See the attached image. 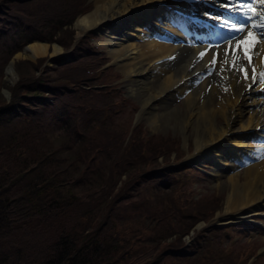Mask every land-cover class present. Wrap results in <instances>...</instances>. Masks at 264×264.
Returning a JSON list of instances; mask_svg holds the SVG:
<instances>
[{
  "label": "trees",
  "instance_id": "16d2710c",
  "mask_svg": "<svg viewBox=\"0 0 264 264\" xmlns=\"http://www.w3.org/2000/svg\"><path fill=\"white\" fill-rule=\"evenodd\" d=\"M59 10L71 20L53 17L45 1L0 0V264H249L257 252L224 244L216 227L195 230L193 255H165L182 249L218 202L190 201L188 186L180 190L187 172L181 149L169 162L168 138L156 143L160 136L132 125L115 141L113 124L129 101L104 88L113 73L101 72L105 62L90 40L59 68L40 72L43 60L18 61V83L3 82L29 44L60 42L75 16Z\"/></svg>",
  "mask_w": 264,
  "mask_h": 264
},
{
  "label": "bare ground",
  "instance_id": "6f19581e",
  "mask_svg": "<svg viewBox=\"0 0 264 264\" xmlns=\"http://www.w3.org/2000/svg\"><path fill=\"white\" fill-rule=\"evenodd\" d=\"M228 3L95 0V10L79 18L76 28L79 33L97 29L105 34L112 58L129 79L130 92L142 104L138 119L146 118L155 129L174 123L182 134L192 130L197 153L191 157L210 159L217 174L227 175L225 212L237 224L250 226L264 208V99L260 98L264 85L246 83L231 70L208 73L212 56L217 54L222 60L227 40L235 35L219 27L223 19L234 21L221 6ZM215 30L221 32L220 39L203 36L209 32L213 36ZM49 49L47 44L34 43L26 50L25 59L47 55ZM206 49L210 50L205 57L198 59ZM61 52L62 48L54 45V55ZM261 57L264 45L259 46L254 59L258 72L264 70ZM14 64L7 69L9 83L17 78ZM179 96L185 100L184 112L173 106ZM156 103L163 104L161 113L156 112ZM248 140L258 141L260 146H250ZM231 158L245 167L243 174L229 163Z\"/></svg>",
  "mask_w": 264,
  "mask_h": 264
},
{
  "label": "rangeland",
  "instance_id": "374dc122",
  "mask_svg": "<svg viewBox=\"0 0 264 264\" xmlns=\"http://www.w3.org/2000/svg\"><path fill=\"white\" fill-rule=\"evenodd\" d=\"M46 2L47 5H49L53 10L54 13H52L53 17H62L63 14L59 12L60 8H69L71 11L70 13L75 16L72 19V25L70 28H65L64 30L65 35L59 34L58 38L59 41H56L54 43H48L45 41H35L31 44H29L27 47L24 48V50L20 53L22 56L16 58L15 65L18 61H31L34 63H37L38 60H43L40 63V72L45 68V67H55V64L57 61L59 62V65H64L67 62H72L73 61V55L75 54L74 49L81 44H83V41L85 40H90L91 43L94 45V49L97 51L96 55L102 59L103 62H105V66L102 67L101 72L104 73L107 70L112 71L113 75L110 80H104L103 83L105 84L104 88L109 89L113 91H118L121 95V98L123 99H128L129 104L126 109H124L121 113H119L118 118L116 119L115 123V129L117 132H114L116 137H114L115 141H117L118 138H123V136L126 134L125 131L129 130V127L133 125V129L135 124L137 123V119L139 114L142 111V104L140 102V99L136 97V95H133L130 92V81L127 78L126 74L119 69L118 63L115 62V60L112 58L110 54V48L106 45L107 38L105 34L97 29L93 30H88L87 32H82L79 33L78 29L76 28V22L79 18L88 15L92 11L95 10V0H87V2L83 5V9L78 8H72V0H60L59 5H54L55 8L52 7L51 5V0H37L38 3H43ZM57 1V0H54ZM55 9H57L55 11ZM80 10V11H79ZM64 21L71 20L69 19L68 14H64L63 16ZM67 29V30H66ZM57 31V30H56ZM148 30L145 29V33H147ZM83 40V41H82ZM34 43H44L49 45V52L47 55H43L40 57L35 58L34 60L31 59H25L27 56L26 50L28 47ZM139 43V42H138ZM54 45H58L62 48V52L60 54L54 55ZM83 46V45H82ZM67 47V48H66ZM16 54V55H18ZM15 55V56H16ZM14 56V57H15ZM13 58L8 65L5 67L4 70V79L3 82H5L6 85L8 86H15L18 81H19V76L16 71L17 79L12 85L6 80V74H7V69L9 68L10 63L14 60ZM20 59V60H19ZM40 62V61H39ZM78 66H82V62H74ZM113 66V69H111L110 66ZM58 67V65L56 66ZM55 67V68H56ZM60 67V66H59ZM58 67V68H59ZM107 74V73H106ZM105 78V77H104ZM103 80V78H102ZM108 83H111L109 85ZM115 88V89H114ZM8 91L6 88L2 89V94L7 100L8 99L4 92ZM10 92V91H9ZM11 93V92H10ZM115 101V100H114ZM184 98L182 96H179L175 98V101L173 103L174 108L179 107L182 112H184L185 106H184ZM156 112L161 113L162 112V103H156L154 104ZM119 108H116L113 112L116 113V110ZM117 114V113H116ZM139 125H143L146 128L145 132V137L149 136H160L156 140V143L161 142L160 139L168 138L169 145L167 146L166 149L170 150L171 156L170 160L175 161L178 158L179 150L181 149L182 153L180 154L181 160V165L184 167V171L187 172L186 178L180 179L177 181L179 184V181H182L180 185V190L184 189L186 186L190 189L188 192V196L190 198V201L194 199H200L203 201V203L211 202L212 206L215 201L218 202V207L219 209L216 210L214 217L209 220L208 222H198L193 230L191 231L189 235L184 237V242L185 245L182 247V249L178 250L177 252H166L165 255H170V256H175L174 254L176 253H183L188 252L189 254L193 255V250H191V244L194 242V236L192 235L194 233L195 235V230L196 231H203L210 229L212 227H216V229H220L222 231V242L224 244H228L230 246H236L238 249H245L246 252L248 250L249 254H253L254 252L256 253L257 251L262 252V255L260 257L262 263L264 264V208L260 209L259 212H261V215L257 216L254 218V222H252V225L250 226H242L243 224H240L241 227H237L239 224H237L236 220H233L232 215L230 213L225 212V204H226V199L229 194V189L226 187L227 183V175L224 174V172L221 173H216V164H213V161L210 159L206 160H201V161H196L194 160L191 156L196 154L197 152L195 151L196 149V140L193 136L192 130L189 129V132L186 134H182L179 129H175L174 123H171L170 126L163 127L161 129H155L146 118H139ZM129 135V133H128ZM169 136H172L169 138ZM128 138V136H127ZM110 139V138H109ZM155 140L153 141L155 143ZM110 141V140H109ZM174 141L178 142L176 145H174ZM256 142L255 140H248V145L250 146H259V143H254ZM112 143V141H110ZM180 143V145H179ZM174 145V146H173ZM232 159V160H231ZM229 160V163L231 165H235L237 169H240V171L244 172L245 167L241 166L239 167V162L237 160L231 158ZM164 158H160L159 162H163ZM171 166L177 167V163H171ZM179 167V166H178ZM177 167V168H178ZM194 169L199 171V173L195 172ZM180 170H176V172ZM185 175V174H184ZM182 175V176H184ZM219 177H218V176ZM176 181H172V183H175ZM186 185V186H185ZM183 186V187H182ZM182 191H185L182 190ZM192 191V193L190 192ZM199 227V228H197ZM234 227V228H233ZM177 257H186L185 255H179ZM257 260V258H253L252 260L249 261V264H254V262Z\"/></svg>",
  "mask_w": 264,
  "mask_h": 264
},
{
  "label": "snow or ice",
  "instance_id": "6c2138e0",
  "mask_svg": "<svg viewBox=\"0 0 264 264\" xmlns=\"http://www.w3.org/2000/svg\"><path fill=\"white\" fill-rule=\"evenodd\" d=\"M221 6L238 13L244 22L238 23L229 19L219 22L221 29L236 35L227 40L228 47L222 53V60H219L217 54L212 56L208 65L209 75L217 70H231L246 83L250 80L252 84L264 85V70L258 72L254 64V59L259 54V46L264 45V0H229L228 4ZM209 50L201 51L198 59H203ZM261 61L264 63V57H261ZM218 62L219 69L216 68Z\"/></svg>",
  "mask_w": 264,
  "mask_h": 264
},
{
  "label": "water",
  "instance_id": "95a60500",
  "mask_svg": "<svg viewBox=\"0 0 264 264\" xmlns=\"http://www.w3.org/2000/svg\"><path fill=\"white\" fill-rule=\"evenodd\" d=\"M19 55V54H18ZM18 55H16L14 58V60L10 63V65L9 66H11L12 64H14L15 63V61H16V58H18L17 56ZM15 65V64H14ZM16 72V71H15ZM17 79V78H16ZM12 85H14L13 83H11ZM4 94H5V96L8 98V99H10L11 98V93L9 92V91H5L4 92ZM175 256H179V255H182V256H186V254H183V253H176V254H174Z\"/></svg>",
  "mask_w": 264,
  "mask_h": 264
}]
</instances>
